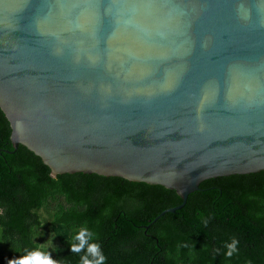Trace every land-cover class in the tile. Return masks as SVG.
Returning a JSON list of instances; mask_svg holds the SVG:
<instances>
[{
  "label": "water",
  "instance_id": "95a60500",
  "mask_svg": "<svg viewBox=\"0 0 264 264\" xmlns=\"http://www.w3.org/2000/svg\"><path fill=\"white\" fill-rule=\"evenodd\" d=\"M0 110L53 179L174 191L155 222L264 172V0H0Z\"/></svg>",
  "mask_w": 264,
  "mask_h": 264
},
{
  "label": "trees",
  "instance_id": "16d2710c",
  "mask_svg": "<svg viewBox=\"0 0 264 264\" xmlns=\"http://www.w3.org/2000/svg\"><path fill=\"white\" fill-rule=\"evenodd\" d=\"M10 133L0 110V264L49 236L60 249L48 247L52 259L79 264L83 253H71L56 234L61 224L93 232L91 242L100 244L105 264H264V172L203 181L182 209L153 222L182 203L174 191L97 175L53 179L25 147L13 152ZM44 216L56 219L40 226ZM33 226L41 234L36 240ZM233 238L239 251L226 259L225 245Z\"/></svg>",
  "mask_w": 264,
  "mask_h": 264
},
{
  "label": "clouds",
  "instance_id": "9594fccd",
  "mask_svg": "<svg viewBox=\"0 0 264 264\" xmlns=\"http://www.w3.org/2000/svg\"><path fill=\"white\" fill-rule=\"evenodd\" d=\"M46 219L55 221L56 217H42L40 226H43ZM201 222L206 226L208 220L201 216ZM56 234L65 237L69 243L71 253H83L80 256L79 264H105L106 257L101 251L100 244L91 242L96 239L95 234L89 231L86 227H81L78 231L74 228L66 230L65 226L61 224L60 229L57 230ZM40 235L41 234L37 231L36 226H33L31 239L36 240ZM238 243L239 241L233 238L230 243L225 245L226 251L224 252V256L226 259L233 257L234 254H238ZM48 247H52L54 252L60 251L58 247L52 246V241L49 239L45 244H35L31 251L25 250V255L16 259L8 260L7 264H58L57 261L52 259L51 254L47 251ZM82 249H84L83 252L81 251ZM216 251L219 252L220 250L217 249Z\"/></svg>",
  "mask_w": 264,
  "mask_h": 264
},
{
  "label": "snow or ice",
  "instance_id": "6c2138e0",
  "mask_svg": "<svg viewBox=\"0 0 264 264\" xmlns=\"http://www.w3.org/2000/svg\"><path fill=\"white\" fill-rule=\"evenodd\" d=\"M89 7H100L101 5L99 4V2H95V3H88ZM75 7H81V5L77 4L75 5Z\"/></svg>",
  "mask_w": 264,
  "mask_h": 264
},
{
  "label": "rangeland",
  "instance_id": "374dc122",
  "mask_svg": "<svg viewBox=\"0 0 264 264\" xmlns=\"http://www.w3.org/2000/svg\"><path fill=\"white\" fill-rule=\"evenodd\" d=\"M49 239H51V241H52V246H55L56 243L53 241V239L50 236L45 239L43 244L47 243L49 241Z\"/></svg>",
  "mask_w": 264,
  "mask_h": 264
}]
</instances>
